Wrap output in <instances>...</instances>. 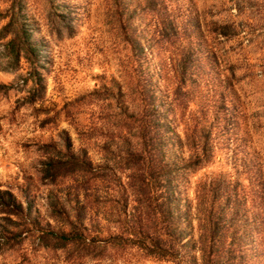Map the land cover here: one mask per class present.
Wrapping results in <instances>:
<instances>
[{"label":"rangeland","instance_id":"1","mask_svg":"<svg viewBox=\"0 0 264 264\" xmlns=\"http://www.w3.org/2000/svg\"><path fill=\"white\" fill-rule=\"evenodd\" d=\"M5 24L0 189L26 211L0 264H264V0H0Z\"/></svg>","mask_w":264,"mask_h":264},{"label":"trees","instance_id":"2","mask_svg":"<svg viewBox=\"0 0 264 264\" xmlns=\"http://www.w3.org/2000/svg\"><path fill=\"white\" fill-rule=\"evenodd\" d=\"M6 27H7V24L1 27L0 36H2L5 33ZM14 34H16V36L18 37H21L22 41L26 40L24 31L18 30ZM12 43L13 42L9 40V42H7L5 45L6 47H9L10 53L13 54L12 56L13 61H16L17 52L14 50ZM58 163H59L58 161H53L51 159H47L43 163L42 172L45 176L50 177L49 180H53L55 175H57L56 173L59 174L61 169H58V168L61 167L62 164H58ZM86 165L89 166V163H86ZM84 168H86L85 165L83 166V169ZM141 179L142 177L140 176L138 180L141 181ZM23 210L24 209L22 207V204L16 200L14 195L9 190L0 189V213L1 214L8 215V216L14 215L16 217H22L24 216V213L26 211L24 210V213H23ZM58 235H59V239H65L66 237V235L64 234H58Z\"/></svg>","mask_w":264,"mask_h":264}]
</instances>
